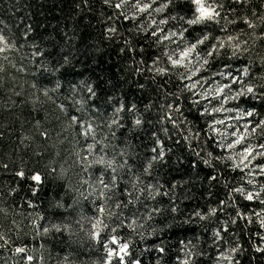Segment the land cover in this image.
Returning a JSON list of instances; mask_svg holds the SVG:
<instances>
[{"label":"trees","instance_id":"1","mask_svg":"<svg viewBox=\"0 0 264 264\" xmlns=\"http://www.w3.org/2000/svg\"><path fill=\"white\" fill-rule=\"evenodd\" d=\"M117 3L0 0V264H108L112 236L129 242L124 264H264V203L245 199V171L216 159L229 155L214 142L206 100L170 68L169 42L148 35L151 22ZM219 3L222 18L208 27L233 47L210 58L204 80L240 77L236 88L255 91L238 106L264 121V0ZM185 4L152 17L184 15ZM254 136L261 141L259 129ZM99 176L115 186L104 189ZM98 206L115 213L103 217L106 247L91 236ZM211 208L215 216L195 215Z\"/></svg>","mask_w":264,"mask_h":264},{"label":"snow or ice","instance_id":"2","mask_svg":"<svg viewBox=\"0 0 264 264\" xmlns=\"http://www.w3.org/2000/svg\"><path fill=\"white\" fill-rule=\"evenodd\" d=\"M109 2L110 0H105V3ZM174 3L175 0H121L120 3L115 4V8L119 9L121 8L122 4H128L135 9L133 18H136V14L148 13L149 15H151L152 13H162L165 11V9L169 8V5H172ZM154 5L157 6L154 7ZM221 8L222 4L219 3V0H186V4L183 9L185 11L184 15L175 16L172 15L171 12H169L167 18L161 19L158 22L155 19L151 21L154 30L150 31L148 35L156 37L157 43L168 41L170 42V44L174 43L176 45L175 48L171 49V52H163L162 54L163 56L167 57V62L169 63L171 69L184 70L183 72L179 73V76L184 81H191V83H186L185 87L189 92L195 95H200V93L196 92L197 85L201 82H207L206 80H204L201 69H205V66L210 64V58L218 56L220 50L223 49L226 45L228 47H233V38L231 36H229L227 40L214 37L211 35V30L208 27L210 24L219 23V20L222 18ZM145 19H147V17H145ZM169 20L179 23V28H177L175 31H172L171 28L166 29L160 27L161 25H167L169 23ZM201 25L203 27L196 29V32H198L199 35H195L192 29L194 28V26ZM138 27H140V25H138ZM172 28H176V25L173 24ZM108 31L110 33H115L116 29L110 27ZM2 39L3 38L0 37V40ZM170 44H165V47H170ZM233 55H235V50L233 51ZM153 67L159 74H165L169 70L164 67H155V61L153 63ZM242 71L243 75H248L246 69ZM220 75H223V73H220ZM232 80L233 83H243L242 79L238 76L233 77ZM225 87L231 90V84L221 86L217 88L215 92H212V90L209 89L206 90L203 98L211 102V99L213 98L224 96ZM261 87H264V85H262ZM89 91L91 92L92 90L89 89ZM254 91L255 90L251 85H245L243 89H236L235 96H232L229 93L227 96H225L224 99L219 100V106H215L211 110L204 109V111L209 114L231 111L230 109H225L223 107L227 100H234L240 96L245 95L246 93H254ZM194 103L199 104V100L194 101ZM176 111H180V109L177 107ZM71 119L79 123L76 117H72ZM136 123L139 124L141 123V121L136 120ZM216 124L223 125L225 124V121L215 120L210 125L212 130L214 132H217L218 135H225V133L217 131V129L215 128ZM80 126L84 127L83 125ZM258 129L259 134L262 138L261 142L259 143V149H264V121H257L255 126L252 127L251 133H248L246 129L245 132L238 134V131L234 129L231 134L234 139L230 143H223L222 141L214 142L219 144L221 147L226 148L229 152H231L232 149L237 148V146H240L241 150L237 153V155L239 156V164H236L235 167L239 168L241 165H244V167H248V163L246 162L249 161L250 157L255 159L254 153L256 155L264 157V151H258L257 148L252 146L251 144L244 143L245 136L256 133ZM91 133L92 128L90 125H88L87 127H84V131L80 134L88 137L89 135H91ZM92 149L93 146L88 145V151L91 152ZM197 154L199 155V153ZM207 155L211 157L212 153L208 152ZM233 158L234 157L232 155H229L227 158L223 157L222 155L216 157V159L219 161H223L225 159L233 160ZM96 163L104 164L105 162L103 159H99L96 161ZM205 163L211 164L209 160H205ZM257 167L260 168L262 172H264V167H261L260 165H257ZM17 175L23 177L24 173L20 171L17 173ZM30 179L37 183L41 182V176L39 174L32 175ZM97 179L98 182L103 185L104 189H110L111 187L115 186L114 177H110L108 182H105L102 176H99ZM210 179L216 180L217 177L211 176ZM121 191L123 192V189ZM234 191L243 193L244 190L236 188L234 189ZM103 195L104 192L102 190L101 196ZM245 199L248 201H253L254 196L252 193H248L245 196ZM261 203H264V201H261ZM115 207L119 208L120 205L117 204ZM173 211H175V208H173ZM217 211L218 208H211L206 214L202 215L199 211H197L195 215L198 216L201 220H204L207 219L209 215L215 216ZM97 212L100 215L96 217L95 222L92 225L95 231L91 233V236L97 242L101 243L102 246L106 247L105 241L101 237V233L104 231V229H108V225L105 223L103 217H110L115 215V213H113L111 210L106 209L104 206H98ZM132 223L135 224L136 221L133 220ZM262 226H264V221H262ZM115 230V227L109 229L110 232H115ZM215 235L219 237L220 232H216ZM108 242L113 245V247L107 249V256L109 257L108 264H112V257H115L120 262V264H124L125 257L129 255V242H121V240L116 236H112ZM24 251L25 250L23 248L16 249L17 253H23ZM28 259L31 260V257H28ZM136 264H139V262L137 261ZM184 264H190V262L188 260H185Z\"/></svg>","mask_w":264,"mask_h":264},{"label":"rangeland","instance_id":"3","mask_svg":"<svg viewBox=\"0 0 264 264\" xmlns=\"http://www.w3.org/2000/svg\"><path fill=\"white\" fill-rule=\"evenodd\" d=\"M116 1L118 3L121 2V0H116ZM156 6L157 5H154V7ZM120 9L123 10V13L125 15L133 18V13L135 9L132 8L130 5L122 4ZM156 15L157 13H152L151 15H149L148 13L136 14V18L142 17V16L147 17L146 20L151 22L153 20L152 16L156 17ZM175 47L176 45L174 43L170 44L169 52H171V49ZM181 71L183 72L184 70L181 69ZM225 79L227 78L225 77ZM187 83H191V81H187ZM229 84H231V90L225 87L224 96H221L219 98H213L211 99V102L206 100L205 102L206 109L211 110L213 107L219 106V100L224 99L225 96H227L229 93L232 96H235L236 89L238 88L234 86L235 83H233V80H230L229 83L206 84L204 82H201L200 84L197 85V88L200 90L201 95L203 97L206 90L211 89L212 92H215L217 88L221 86L229 85ZM223 107L225 109H230L231 111H226L224 113H213V115L215 116L213 122L215 120L225 121V124L223 125L222 124L215 125V128L217 129V131L225 133V135L223 136L218 135L217 132H214L211 128L212 133L214 137L216 138V141H222L223 143H230L234 139V137L231 135L234 129L238 131V134L245 132L246 129L248 133H251L252 127L255 126L256 121L252 120V115L250 112L243 110L242 108L238 106V98L234 100H227V102L223 105ZM254 134L255 133H252L251 135H246L244 143L251 144L252 146L256 147L258 151H264V149H259V143L261 141L259 139H256ZM223 149H225L228 155H232L234 157L232 160L234 165L239 164V156L237 155V153L241 150L240 146H237V148L232 149L231 152H229L226 148H223ZM254 156H255V159L250 157L249 161L246 162L248 163V167H244V165H241L239 169H241L242 171H245L247 174V183L250 186L249 188L252 190L251 193L254 196L253 200H256L259 203H261V201H264V172H262L261 169L257 167V165L264 167V164L261 163L264 157L256 155L255 153H254ZM260 215H261V221H264V207H262V211L260 212Z\"/></svg>","mask_w":264,"mask_h":264}]
</instances>
